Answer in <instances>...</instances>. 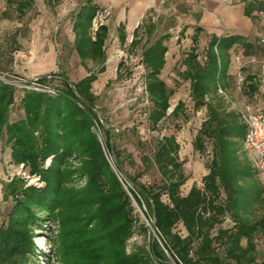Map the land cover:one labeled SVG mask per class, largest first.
Masks as SVG:
<instances>
[{
	"label": "trees",
	"instance_id": "16d2710c",
	"mask_svg": "<svg viewBox=\"0 0 264 264\" xmlns=\"http://www.w3.org/2000/svg\"><path fill=\"white\" fill-rule=\"evenodd\" d=\"M31 2L21 3L20 11ZM98 8L90 3L83 5L74 24L75 49L82 61L91 58L103 63L106 58L102 48L106 27L100 26L96 40L89 35ZM252 9H248L250 15ZM142 28L148 36L142 51L145 90L151 102L147 118L150 128L157 130L168 117L170 98L175 92L161 77L172 35L165 31L151 40L157 25L149 18L135 30L132 48L142 43ZM199 32L198 27L193 46L183 58L185 69L179 73L190 81L194 110L207 109V117L193 145L200 153H205L210 145L211 159L208 172L202 178L203 185L194 183L186 193L183 186L189 177L184 171L181 144L175 133L157 140L152 157H142L145 169L151 165L157 167L160 183L143 181L145 170L132 174L126 169L130 154L123 157L126 150L117 146L108 120L99 114V96L93 90L98 78L95 71L77 82L71 81L65 72L40 75L35 81L55 87L56 93L26 90L20 103L25 117L12 123L9 115L10 106L15 103L16 86L0 81V131L7 129V139L13 143V159L26 163L29 172L40 175L45 182L43 188L26 186L24 180L9 184L7 193L12 197V208L7 225L0 228L1 263L14 254L24 257L33 248L28 226L35 222L37 210L41 208L59 211L63 224L60 248L66 249L62 256L64 264H149L152 261L163 264L167 254L155 238L150 240L148 249L142 246L136 252H125L126 241L134 232H140V228L146 234L150 232L142 218L133 215L135 201L164 239V246L175 261L264 264V258L259 259L262 257L259 237L264 234V182L245 146L247 125L242 115L236 108L224 107L218 101L225 99L218 93V83L224 89L229 86L231 48L241 43L246 54H252L254 44L239 35L213 37L203 60L197 45ZM121 38L126 39L123 27ZM104 70L102 66L100 71ZM132 73L124 60L118 64L117 78L130 77ZM54 81L58 83L53 84ZM244 87L250 95L258 93L253 75L245 77ZM185 106V101L179 100L172 114L179 116ZM96 126L102 132L101 140ZM104 148L113 157V165ZM52 155L51 165L44 168V161ZM74 155L82 157L78 171L87 177L81 189L65 186L73 174L67 165ZM105 186H109V192ZM84 211L86 216L82 215ZM259 211L263 212L257 214ZM228 215L231 224L226 226ZM10 264H21L20 259Z\"/></svg>",
	"mask_w": 264,
	"mask_h": 264
},
{
	"label": "rangeland",
	"instance_id": "374dc122",
	"mask_svg": "<svg viewBox=\"0 0 264 264\" xmlns=\"http://www.w3.org/2000/svg\"><path fill=\"white\" fill-rule=\"evenodd\" d=\"M18 1L21 0H0V81L3 84L16 86L15 103L10 106V123L25 117V111L20 105L21 98L26 90H34L35 86H40L35 83L36 77L42 74L65 72L72 81H76L87 73L76 52L72 31L74 14L82 7L85 0H61L60 2L58 0H35L30 7L25 8V13L21 15L16 9ZM166 9L167 12L159 11L151 14L156 18V21H159L158 29L151 36V40L165 31L171 32L174 37L168 42L171 49L168 52V61L162 70L161 77L170 88L175 89V92L170 98L172 106L169 109L168 117L160 123L157 130L150 128L147 118L151 102L145 90L146 69L142 63L143 47L131 49L129 41L121 45L114 33L112 41L107 46L106 70L100 72V65L91 60H88L87 67L88 70H94L98 74V80L94 83L93 90L99 96V114L108 120L109 126L114 132L117 146L126 150L123 157L126 158V155L130 154V157L126 159V169L132 174L145 170L142 176L143 181L147 184L160 183L161 176L157 167L151 165L145 169L142 157H152L157 140L164 135L175 133L181 144L180 156L184 161V171L189 177L183 186V192L186 193L194 183L198 186L203 185L204 169H207L211 159L210 145L205 153H200L193 145V140L208 112L205 107L197 111L194 110L190 96V81L183 79L179 73L185 69L183 58L191 46L190 40L186 39L187 34L183 37L181 35L184 19L178 20L180 24H172L171 20L174 18L177 21V18L174 17V14L171 15L170 7H166ZM141 35L145 40L147 35L143 30ZM179 36L180 39H178ZM199 52L203 58L204 51L201 49ZM241 53H245V51L241 52L240 50L239 54ZM126 55L128 58L125 57ZM121 60L131 67L133 73L130 77L117 78L116 65ZM245 68L237 67V71L233 75L235 78H231L226 89L229 99H218L224 107L244 108L248 103H264L263 96L250 98L244 92V81L241 77L247 76ZM57 83L58 81L53 82V84ZM179 100L185 101L186 106L179 116H174L172 111ZM96 128V133L101 140L102 132L97 126ZM93 129L95 131V127ZM6 130L4 127L0 131V228L7 225L12 208V197H9L8 194L9 184L16 180L19 184L20 180H24L26 186L33 185L43 188L45 185L40 175L29 172L26 163H17L13 159V143L7 139ZM35 134L39 135L38 132ZM104 151L113 165V157L110 156L107 149L104 148ZM53 158L54 155L46 158L43 167L48 168ZM82 160V157L77 155L70 158L67 166L72 168L73 174L65 182L66 187L81 189L86 185V175L78 171V168L82 166ZM260 179L264 182V176H260ZM104 189L109 192V186H105ZM133 205L135 207L133 215L142 218L146 223L138 204L134 201ZM262 212L259 211L257 214ZM58 213L59 211L53 212L39 208L37 219L28 226L33 248L24 257L14 254L13 258H9L12 260L8 259L7 262L4 260L0 264H10L19 259L21 264H64L62 256L66 253V249L60 248L63 224ZM82 215L86 216L87 211H84ZM229 219L231 218L228 215L224 225L231 224ZM139 231L134 232L127 239L125 244L127 254L136 252L142 246L148 249V244L153 238L157 239L162 246L161 240L164 245V239L157 234L156 229L157 236L154 235L151 228L147 234L141 228ZM134 236H137L136 240L133 239ZM164 247L162 246L167 254V259L163 264H175V258L166 246ZM259 251L262 256L259 259L264 258V234L259 237ZM176 262L184 264L181 260ZM149 264L162 263L152 261Z\"/></svg>",
	"mask_w": 264,
	"mask_h": 264
},
{
	"label": "crops",
	"instance_id": "0c3cea01",
	"mask_svg": "<svg viewBox=\"0 0 264 264\" xmlns=\"http://www.w3.org/2000/svg\"><path fill=\"white\" fill-rule=\"evenodd\" d=\"M25 1L26 2L32 1V2L29 5H25L23 7V11H20L19 6L21 3ZM58 1L60 2L61 0ZM34 2L35 0L18 1L16 5L18 14L19 15L24 14L25 8L30 7V5L33 4ZM87 3L97 5L98 7H104L107 5H111L113 7V13L111 17L102 24L106 27L105 30L106 36L102 47L103 50L105 51L106 58L103 63L99 60H94L91 58L86 59L85 61L84 60L82 61L81 59L82 66L86 68L85 70L87 71V73L83 74L76 81L73 82L79 81L83 77L90 74L91 71H94V70H88L87 67L88 60H91L97 65H100V68L102 66H105V62L108 58L107 46L112 41L114 33H116L117 39L121 45L127 43L128 41L130 45L134 39L135 30L139 27V25L141 26L145 20L151 18V20L155 22L157 25V28L153 32V34H155L159 26V21H156L155 20L156 18H154L151 14L159 11L167 12L166 7L168 8L170 7L169 10L170 12H172L171 15L174 14V17L177 18V21H175L174 18L171 20L172 24L174 25L180 24L178 20L181 21L182 19H184V27L181 30L182 33L181 35L183 37L185 34H187L186 39L190 40L191 46H189L188 51L193 46V36L195 35L196 29L198 27L200 28V32L198 35L199 39L197 42L199 51H201V49L205 51L213 37L239 35V36H243L244 41L254 44V48H253L254 51L252 54H246V52L239 54L240 50L241 52L242 50L245 51V48L241 43L240 44L238 43L231 48L230 50L231 64L228 72L230 77L228 78L227 81L230 84L231 78H235L233 75H235L237 71L236 70L237 67H240L239 62L237 61L238 56H242L244 61H247L248 58L251 56H256L258 58V62L248 63L245 66H243L244 68L247 67L245 68L247 75H253L254 81L256 82L257 80V75L261 67V63L264 62V41H263L264 13L261 12L264 11V0H203L202 4L201 3L199 4L194 0H85L83 2V5ZM249 8L250 9L253 8L252 15L248 13ZM79 11L80 9H78L75 12L72 21V31L74 33V45L76 38L74 24L78 17ZM122 27L124 28V31L126 33L125 41H123L121 38ZM99 29L100 26L94 27L92 22L89 28V35L93 40H96ZM142 30L144 32V29L142 28L140 31V36H142L141 35ZM169 33L172 35L171 32ZM147 37L148 36H146V38ZM172 38H174L173 35L171 36L170 39ZM178 39H180V36L178 37ZM145 41L146 39L143 40L142 38V43L139 46L143 47ZM168 47H169L168 49L169 52L171 49L169 44ZM130 48L134 50L137 49V48H132L131 45ZM168 52L166 53V63L168 61V56H167ZM121 61H119V63ZM119 63H117L116 65V74ZM245 69L243 70L245 71ZM105 70H106V66H105ZM104 71H100V72H104ZM244 92L250 98L257 97L260 95L259 92L258 93L256 92L253 95L248 94V92H246L245 90ZM250 155L254 162L253 152L250 151ZM204 170H205L204 171V175H205L208 172V169H204Z\"/></svg>",
	"mask_w": 264,
	"mask_h": 264
},
{
	"label": "built area",
	"instance_id": "2783aa9c",
	"mask_svg": "<svg viewBox=\"0 0 264 264\" xmlns=\"http://www.w3.org/2000/svg\"><path fill=\"white\" fill-rule=\"evenodd\" d=\"M194 1L198 2L199 4L200 3L202 4L203 2V0H194ZM261 12L264 13V11ZM112 13L113 10L111 5L98 8L92 20L94 27L101 26L107 19L111 17ZM125 57L128 58L127 55ZM205 59L206 57L203 58V60ZM237 61L239 62L241 69L243 66H245L248 63L258 62V58L256 56H251L248 58L247 61H244L242 56H238ZM241 78L243 81H245L244 77ZM35 83L37 85H40V86H35L34 87L35 90L46 91L51 94L56 93V88L53 86L40 84L37 81ZM256 83L258 85L259 94L264 97V62L261 63V67L257 75ZM218 93L224 96L225 98H228L226 89H224L220 83H218ZM207 99H209V97H207ZM236 109L242 115V118L247 125L245 146L247 149L253 152L254 164L259 175L264 176V103L262 104L248 103L245 105L244 108L236 107ZM140 211L143 213L141 208ZM144 219L146 221V224L154 231V235L157 236L155 230L153 229L151 220H149L145 215H144ZM133 239L136 240L137 236H134ZM160 242L164 247L161 240ZM175 264H179V263L175 261ZM180 264L182 263L180 262Z\"/></svg>",
	"mask_w": 264,
	"mask_h": 264
},
{
	"label": "water",
	"instance_id": "95a60500",
	"mask_svg": "<svg viewBox=\"0 0 264 264\" xmlns=\"http://www.w3.org/2000/svg\"><path fill=\"white\" fill-rule=\"evenodd\" d=\"M35 79H37V77H36ZM153 229L155 230L156 228H155V227H153Z\"/></svg>",
	"mask_w": 264,
	"mask_h": 264
}]
</instances>
